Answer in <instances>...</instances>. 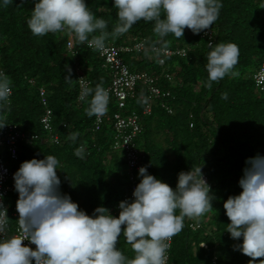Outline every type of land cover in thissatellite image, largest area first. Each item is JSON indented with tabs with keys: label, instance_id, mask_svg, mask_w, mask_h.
<instances>
[{
	"label": "trees",
	"instance_id": "obj_1",
	"mask_svg": "<svg viewBox=\"0 0 264 264\" xmlns=\"http://www.w3.org/2000/svg\"><path fill=\"white\" fill-rule=\"evenodd\" d=\"M35 2L13 0L5 8L0 0V72L9 77L12 89L9 102H0V120L17 124L28 134L45 137L40 122L45 110L36 87L44 85L53 109L54 131L63 143L50 145L39 141L31 147L20 141L18 160L7 156L6 149L3 157L17 171L26 160L55 156L60 162L57 175L62 194L69 195L90 216L103 206L118 217V205L130 189L123 171L126 166L123 153L112 148L113 130L108 121L101 130H93L95 116L89 117L85 111L91 96L78 101L79 75L90 81V88L98 84L106 88L112 72L103 67L99 50L89 47L87 42L80 43L73 37L75 53H71L67 46L71 35L67 31L33 35L27 21ZM220 2L223 7L211 26L214 32L211 38L204 34L206 30L194 34L187 28L181 38L172 34L165 37L170 41L167 49L179 50L178 53L154 52V46L162 45L156 43L152 22L139 21L127 33L106 40V46L144 41L151 50H135L122 56L131 70L158 77L157 83L172 93L167 101L172 112L155 106L153 113L142 119L140 147L145 152L144 166L148 173L175 189L181 171L202 166L215 197L209 223H205L206 214L198 219L205 224L203 228L192 230L189 223L196 219H185L183 230L173 237L170 264H249L251 259L234 250L233 246L243 241L232 239L226 231L230 220L223 205L229 196L242 192L239 180L246 160L264 156V91L256 87L255 81L264 62V0ZM85 3L96 18L108 22L106 31L111 33L118 22L114 0H85ZM92 35L98 36L100 32ZM210 41L213 46L235 43L240 53L233 69L238 75H226L219 82H212L211 88L207 86L206 71L207 55L212 50L208 47ZM30 79L35 81L34 85ZM199 83L200 89L195 91V84ZM223 93H227V99H222ZM107 108L108 114L118 109L114 98ZM136 110L141 113L139 104ZM71 133L79 134L75 142L67 138ZM160 134L165 144L157 140ZM81 145L85 146L83 159L74 155ZM208 225L214 228L210 234ZM191 242L197 245L196 254ZM202 242L208 248L201 247ZM117 247L127 258H134L135 253L123 236ZM260 259L264 258L257 259L255 264H260Z\"/></svg>",
	"mask_w": 264,
	"mask_h": 264
},
{
	"label": "clouds",
	"instance_id": "obj_2",
	"mask_svg": "<svg viewBox=\"0 0 264 264\" xmlns=\"http://www.w3.org/2000/svg\"><path fill=\"white\" fill-rule=\"evenodd\" d=\"M11 3L13 0H3L5 8ZM114 7L118 9V22L111 33L106 31L108 22L96 18L85 0H36L27 25L36 36L67 31L78 42L103 50L109 36L116 39L139 21L152 22L156 43L162 45L158 46L159 52L170 43L165 37L172 34L181 38L186 28L194 34L209 31L206 34L211 38L214 35L211 26L223 5L220 0H114ZM97 31L100 35H92ZM208 47L212 50L207 55V86L211 88L212 82H219L226 75H238L233 69L240 53L231 42L213 46L210 41ZM146 49L151 50L150 46ZM155 79L157 82L158 77ZM10 85L9 77L0 72V102H9ZM256 87L264 91V84L256 81ZM89 96L86 114L100 122L108 111L109 92L99 84L94 89L84 87L78 101ZM222 99H227V93L222 94ZM7 125L0 120V128ZM78 135L71 133L67 138L75 142ZM84 154V145L74 152L80 159ZM245 163L239 180L242 192L229 196L223 207L230 220L226 231L232 239L243 241L234 245V250L250 257L249 264H255L257 259L264 258V156L256 155ZM59 164L55 156L47 155L44 159L22 162L14 173L19 194L16 202L19 235H8L9 218L0 193V264H33V261L34 264H166L168 241L183 230L185 219L198 220L213 209L215 197L202 166L181 171L175 189L142 166L141 180L132 193L134 199L119 203L118 217L103 206L90 216L69 195L61 193ZM121 236L131 246L134 258H127L118 249ZM25 240L35 245V249L26 246ZM260 264H264V259H260Z\"/></svg>",
	"mask_w": 264,
	"mask_h": 264
},
{
	"label": "built area",
	"instance_id": "obj_3",
	"mask_svg": "<svg viewBox=\"0 0 264 264\" xmlns=\"http://www.w3.org/2000/svg\"><path fill=\"white\" fill-rule=\"evenodd\" d=\"M206 33H209V31ZM67 46L71 53H75V40L72 35L67 41ZM146 48L147 46L145 42L141 40L135 42L133 45H108L105 49L99 50L100 56L103 60V67L110 69L112 72L111 83L105 88L109 92V102L114 98L118 105V111L113 114L106 113V115L101 118L100 122H97L95 118L93 130H101L104 122L108 121L113 130L112 148L120 150L123 153V159L126 162L123 171L126 173L130 181V189L124 195L122 201H131L134 199L132 193L141 180V177L139 176V168L144 166L145 158V152L139 144L144 126L142 121L143 117L150 116L153 113L156 104H159L162 107L167 108L169 112H172L170 106L167 104V100L172 97L171 91L163 90L157 84L155 77L150 76L148 73L132 71L125 58L122 56L124 53L134 52L135 50L142 51ZM153 49L154 52L160 53V55H170L179 52V50L173 51L171 49H164L158 52L157 50L161 49L158 46H154ZM181 53L183 56L186 55L184 51H181ZM255 78L258 84H264V64L261 70L255 75ZM78 81L80 96L82 88L90 87V81L82 75L78 76ZM29 82L33 85L35 84V81L32 79H30ZM36 87L41 105L45 110L40 117V122L46 136L43 137L39 134H28L22 131L17 124L13 123H8L7 126L0 128V193L3 194V204L7 209V216L9 218L8 235L10 236L20 234L17 223L19 214L16 210V202L19 198V194L15 190V182L13 179L16 171L8 165L3 157L4 149L7 150V156L12 160H18L20 141H25V143L31 147H35L39 141L50 145L63 143L59 135L54 131L52 121L53 109L50 107L48 90L44 85ZM79 101L81 100L79 99ZM135 101H137V103ZM137 104H139L141 108V113L136 110ZM129 107H132L131 111L129 110ZM203 176L209 184L208 176L205 174H203ZM204 225V223H201L197 219L196 221H190L189 223V227L192 230L203 228ZM23 243L26 246L31 247L33 250L36 247L35 245L30 244L27 240ZM168 243H170V248L166 253V264H170L169 258L173 238L168 241ZM203 244L204 248H208L206 242H202L200 245Z\"/></svg>",
	"mask_w": 264,
	"mask_h": 264
},
{
	"label": "rangeland",
	"instance_id": "obj_4",
	"mask_svg": "<svg viewBox=\"0 0 264 264\" xmlns=\"http://www.w3.org/2000/svg\"><path fill=\"white\" fill-rule=\"evenodd\" d=\"M195 91H199V89H200V83L199 84H195ZM157 140L158 141H161L163 144H165L163 141H164V136L162 135V134H160L158 137H157ZM139 144H140V142H139ZM210 213L211 212H208V213H206V215H208V216H206V218H205V223H209V218H210ZM209 227H208V234H210V233H212V230H214V228H213V225L211 226V225H208ZM225 236H226V234H225ZM191 246H192V250H193V252L196 254L197 253V251H198V249H197V245L194 243V242H191Z\"/></svg>",
	"mask_w": 264,
	"mask_h": 264
}]
</instances>
